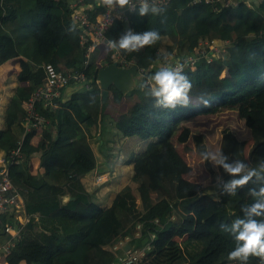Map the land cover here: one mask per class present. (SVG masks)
<instances>
[{"label": "trees", "instance_id": "trees-1", "mask_svg": "<svg viewBox=\"0 0 264 264\" xmlns=\"http://www.w3.org/2000/svg\"><path fill=\"white\" fill-rule=\"evenodd\" d=\"M230 1L217 6L203 0H168L164 17L130 12L127 21H116L105 32L107 43L127 29L158 30L161 39L143 48L140 56L123 52L126 66L136 67L142 82L172 57L171 65L177 60L184 63L193 87L188 107L160 109L136 85L130 92L137 101L124 113L123 102L132 97L130 92L111 88L110 95L120 106L112 116L114 125L126 142L119 151L117 174L108 183L107 201L97 204L82 179L99 165L90 141L91 130L106 109L98 79L101 51L90 52L89 37L81 42L83 31L73 21L72 5L78 3L93 21L105 6L103 0H0V65L20 61L19 86L0 129V152L8 155L21 146L23 159L11 165L10 177L25 216L24 221H10L18 236H0V247L14 242L2 254L6 264H119L127 249L114 247L127 238L130 251L150 247L138 264H240L228 260L235 241L219 225L242 216L241 208L252 203L247 192L253 183L235 196H221L217 189L185 178L192 167L176 148L183 145L190 151L187 144L192 140L200 157L208 141L191 123L233 111L245 122L251 138L241 140L225 130L220 150L253 166L262 159L258 153L264 149V0ZM24 9L27 15L37 14L28 26L35 28L33 43L46 64L58 71L85 73L90 83L88 89L70 91L57 110L39 106L52 123L41 131L27 130L24 105L45 82V71L20 54L8 31L24 19L20 16ZM183 20L187 28L180 32ZM70 27L75 30L69 32ZM204 41L218 52L208 46L200 49ZM112 55L106 57L108 65L115 62ZM201 95L209 100L207 107L199 102ZM35 157L40 159L36 175L32 173ZM205 165L210 173L230 179L221 169ZM66 196L71 200L63 203ZM256 262L258 257H250L247 264Z\"/></svg>", "mask_w": 264, "mask_h": 264}, {"label": "clouds", "instance_id": "clouds-1", "mask_svg": "<svg viewBox=\"0 0 264 264\" xmlns=\"http://www.w3.org/2000/svg\"><path fill=\"white\" fill-rule=\"evenodd\" d=\"M103 3L113 10L127 8L131 12L138 11L141 17L149 14L164 17L167 12L166 7L157 5L155 0H103ZM74 30V27L68 29L69 32ZM160 39L161 34L155 29L149 28L139 33L127 29L118 38L108 39L105 50L133 53L155 44ZM192 87V81L185 74L184 63L180 60L174 65L161 63L158 70L147 75L139 84L140 90L154 100L153 107L160 109L188 107L191 103ZM198 100L206 107L209 105V100L204 95L198 97ZM199 155L205 163L221 169L230 177L228 180L220 175L215 178L219 195L235 196L239 189L253 183L254 186L247 192L252 203L241 208L242 216L231 223H221L219 228L222 232L231 234L235 241L234 248L228 253L229 261L247 264L250 257H258L259 264H264V159L253 166L240 159H230L222 149H203ZM207 183L208 181L203 182L205 187Z\"/></svg>", "mask_w": 264, "mask_h": 264}, {"label": "rangeland", "instance_id": "rangeland-1", "mask_svg": "<svg viewBox=\"0 0 264 264\" xmlns=\"http://www.w3.org/2000/svg\"><path fill=\"white\" fill-rule=\"evenodd\" d=\"M29 23L27 20H24L22 17L19 23L17 24V26L8 28V31L14 37L19 52L21 49L28 53L30 52L33 55L36 52V47L34 46L33 39H32L33 31H35V28H32L31 30L28 26ZM186 27H187V24L184 20L181 21V23H179L180 32L184 31ZM206 43L207 42H204L203 45H205ZM99 47H100L99 49L101 53H100L97 65L101 69L108 65L106 61V57L108 56L110 52H112L113 54V51H106L105 50L106 44L104 43H101ZM26 52H20V54L21 55L23 53L27 54ZM141 52H142V49L136 52V55L140 56ZM32 55H29L30 57L27 55L28 57L27 59L34 63L33 61L34 57H33V60L30 59ZM114 56L115 57L113 58V55H112V59L115 62L119 61L118 59L119 55H116L115 51H114ZM172 60H173L172 57H168L166 59V63L171 65L173 63ZM19 62H20L19 60H16V61L8 62L5 65H0V129H3L5 126L6 111L9 105V100L14 95L15 90L19 86L17 82V74L20 71V67L18 69V67L16 66V63H19ZM140 83H141V78H137V76H135L134 82H133V88L136 85H139ZM73 89H76V88H73ZM129 95L132 96L134 95V93L130 92ZM129 95H126V96H129ZM132 97H129V98L126 97L127 100L123 102V107H124L123 113L130 111L135 105V102L137 101V99L134 96ZM103 103H104V106H106V109L103 111L102 117L100 118L98 125L93 127L91 130V131L96 132V135L92 136L90 143L95 150V154H96V157L99 163L97 169L89 175L90 177L93 178V181L95 180V182L94 183L91 182L88 184V186H86L87 191L91 194L94 193L99 188L103 189V191H107L106 189H109L107 192L108 194L110 193L111 187L110 185H108V183H110V181L113 180V178H115L117 174L116 169L118 167L119 160L121 159V153L119 151H120L121 145L124 142V138H122L123 136L121 132L115 127L113 117H112L114 112L120 108V106L114 102L113 93H111L110 97H108L107 100H103ZM191 126L195 130L200 131L206 136L207 141H208L209 150H220L221 139H222V136L225 130L232 131L241 140L249 141L251 138L249 129L247 128L245 122L241 120L238 114L233 111H224L214 116L201 117L198 120L191 123ZM100 135L102 137V140H101L102 142L98 140L100 138L99 137ZM187 145L189 146L190 151H186L185 146L183 145H176L179 155L185 160V162L189 166L192 167V172L188 174L187 176H185V178L191 182L199 183L203 186H204L203 182L208 181L206 188L214 189V190L217 189L215 187V178L217 177V175H219V173L218 172L217 174L210 173L204 161L198 156L197 152L195 151V146L192 140H190ZM258 155L262 159H264V149H261ZM124 170L125 168H121L122 172H124ZM99 176L104 177V180L106 181L104 182L102 181V183L100 182V184L97 183L96 179H98ZM97 193L101 194V191H98ZM95 197H99V196L95 194ZM106 201L107 200L96 201V203L103 204ZM19 211L20 213L18 214V219H20V221H24L25 216L22 213L23 206L21 207ZM129 241L130 239H126L122 243V245L121 243L118 245L119 250L117 251H121L123 249L122 248L123 246L126 247L127 249V251L124 254H121L120 259L126 257L127 254L130 252L128 248L129 246L127 245ZM149 249L150 247L148 246L146 247V249L139 250L141 253H143L142 259L145 256V251ZM5 252L6 251L4 250H0V253H1L0 258H1V255ZM253 264H257V262Z\"/></svg>", "mask_w": 264, "mask_h": 264}, {"label": "built area", "instance_id": "built-area-1", "mask_svg": "<svg viewBox=\"0 0 264 264\" xmlns=\"http://www.w3.org/2000/svg\"><path fill=\"white\" fill-rule=\"evenodd\" d=\"M202 1V0H199ZM206 3H215L217 6L220 4L222 6H227L231 4L230 0H203ZM157 5L166 7L168 10V0H155ZM72 8L74 9L73 21L82 28L81 42H87L88 37L93 42L90 52L94 51L96 48H99L100 43H104V34L116 21H127L128 15L131 11L127 8L124 10L116 9L113 10L104 6L103 10L97 12L92 21L91 16L83 8L78 7V3H73ZM119 17V18H117ZM204 42H207L203 45ZM201 43L200 49L208 46L212 51L218 52V48L214 44H209L208 41ZM116 55H119V61L117 63L120 67L128 68L125 62V56L123 52H115ZM113 51V58H114ZM121 64V65H120ZM45 71V82L43 85L37 89L31 96V98L25 103L24 107L27 112L25 124L27 130H36L43 128H48L51 126V121L44 117L38 110L39 106H42L44 109L57 110L60 108V102L63 101L66 95V91L69 88H90V83L87 81L85 73L77 72H65L58 71L51 64H45L42 66ZM79 87V88H78ZM21 146L12 150L10 154L5 155L0 152V224L5 229L6 233H14L13 226L10 221H8V216L13 214L15 219H18L19 210L21 209V201L16 192L13 189L12 181L10 177V167L12 164H18L22 161L23 156L21 152ZM103 179V180H102ZM104 180V177L100 176L97 179V183L100 184ZM6 217V221L4 220ZM20 220V219H19ZM128 239V238H127ZM124 241H121V245ZM118 243L114 250H119ZM14 242L10 246L0 247V250L9 252L10 248L13 247ZM124 248V246L122 247ZM130 250V248H129ZM142 254L139 250L130 251L126 257L120 259L121 264H138L142 261Z\"/></svg>", "mask_w": 264, "mask_h": 264}, {"label": "water", "instance_id": "water-1", "mask_svg": "<svg viewBox=\"0 0 264 264\" xmlns=\"http://www.w3.org/2000/svg\"><path fill=\"white\" fill-rule=\"evenodd\" d=\"M137 72L136 67H120L117 62L101 68L98 79L102 90V99H108L112 87L124 94L128 93L132 89V83L134 81V77L137 75ZM69 200H71L70 197H63V203H66ZM7 219L8 221L16 220L13 214L9 215ZM5 234L6 231L3 226H1L0 236Z\"/></svg>", "mask_w": 264, "mask_h": 264}, {"label": "crops", "instance_id": "crops-1", "mask_svg": "<svg viewBox=\"0 0 264 264\" xmlns=\"http://www.w3.org/2000/svg\"><path fill=\"white\" fill-rule=\"evenodd\" d=\"M24 10H25V12H24ZM24 10H22V13H21V15L20 16H24V20H31L32 18L31 17H34V16H36L37 17V14H35V15H27L28 13L26 12V9H24ZM34 10H35V7H34ZM9 28H11V27H9ZM187 28V27H186ZM104 44H106V43H104ZM100 45H101V43H100ZM99 45V46H100ZM35 46V45H34ZM36 47V46H35ZM100 48V47H99ZM20 52H26V51H23V50H21L20 49ZM27 54H22L23 56H25L26 58H28L27 57V55L29 56V55H32L30 52L28 53V52H26ZM36 54V55H35ZM35 54H33L32 55V57L30 58V59H32L33 60V57H34V63L36 64V65H38V66H44L47 62H48V60H44L43 58H41L40 57V55L38 54V51H37V49H36V52H35ZM30 57V56H29ZM5 65V64H4ZM16 66L18 67V69H19V63H16ZM134 82V81H133ZM132 89H133V83H132ZM131 89V90H132ZM72 90H74L72 87L71 88H69L67 91H66V95L65 96H67V97H69V93H70V91H72ZM130 90V91H131ZM129 91V92H130ZM128 94V93H127ZM109 97H110V94H109ZM129 98V97H128ZM11 99V98H10ZM127 99V98H126ZM125 99V100H126ZM9 102H10V100H9ZM101 134H102V132H101ZM94 135H96V132H94V131H92V136H94ZM100 138L98 139L100 142H102L101 140H102V137H101V135L99 136ZM122 138H124V137H122ZM126 138H124V142L126 141L125 140ZM124 142H123V144L122 145H124ZM122 145H121V147H120V150H121V148H122ZM91 147H92V145H91ZM92 149H93V151H94V153H95V150H94V148L92 147ZM96 155V154H95ZM39 166H40V159L38 158V157H35V158H33L32 159V173L34 174V175H36L37 173H38V171H39ZM100 177V176H99ZM97 180V179H96ZM94 183L95 182V180L93 181V178L92 177H87V178H84V179H82V183L84 184V186L86 187V186H88V184L89 183ZM97 182V181H96ZM101 191V194H99V193H97L98 191ZM94 193H92L93 195H94V198H95V200L96 201H104V200H107V197L109 196V194H108V190L109 189H106L107 191H103V189H97ZM95 194L97 195V196H99V197H95ZM25 220V219H24ZM1 254V253H0ZM1 258H2V255H1ZM0 258V264H6L4 261H3V258L1 259ZM21 264H26L25 262H22Z\"/></svg>", "mask_w": 264, "mask_h": 264}, {"label": "flooded vegetation", "instance_id": "flooded-vegetation-1", "mask_svg": "<svg viewBox=\"0 0 264 264\" xmlns=\"http://www.w3.org/2000/svg\"><path fill=\"white\" fill-rule=\"evenodd\" d=\"M0 228H1V224H0Z\"/></svg>", "mask_w": 264, "mask_h": 264}]
</instances>
